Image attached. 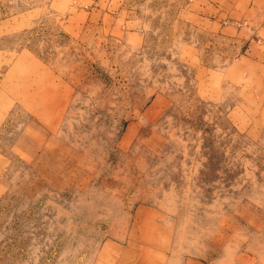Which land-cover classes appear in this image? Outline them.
Listing matches in <instances>:
<instances>
[{"label":"rangeland","instance_id":"obj_1","mask_svg":"<svg viewBox=\"0 0 264 264\" xmlns=\"http://www.w3.org/2000/svg\"><path fill=\"white\" fill-rule=\"evenodd\" d=\"M190 261L264 264V0H0V264Z\"/></svg>","mask_w":264,"mask_h":264},{"label":"crops","instance_id":"obj_2","mask_svg":"<svg viewBox=\"0 0 264 264\" xmlns=\"http://www.w3.org/2000/svg\"><path fill=\"white\" fill-rule=\"evenodd\" d=\"M191 262V261H190ZM188 262V264H197L198 263V261L196 262V261H193V262ZM201 264V263H200Z\"/></svg>","mask_w":264,"mask_h":264},{"label":"bare ground","instance_id":"obj_3","mask_svg":"<svg viewBox=\"0 0 264 264\" xmlns=\"http://www.w3.org/2000/svg\"><path fill=\"white\" fill-rule=\"evenodd\" d=\"M161 260V259H160Z\"/></svg>","mask_w":264,"mask_h":264}]
</instances>
